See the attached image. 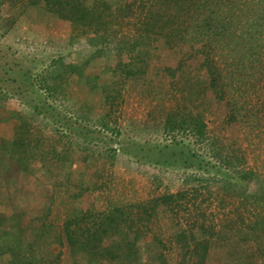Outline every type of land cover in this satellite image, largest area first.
<instances>
[{
	"label": "trees",
	"instance_id": "obj_1",
	"mask_svg": "<svg viewBox=\"0 0 264 264\" xmlns=\"http://www.w3.org/2000/svg\"><path fill=\"white\" fill-rule=\"evenodd\" d=\"M17 2H21L20 10H12ZM29 10L49 14V20H55L59 28L80 34L94 32L105 45L115 42L117 61L113 69L120 78L115 82L117 89L115 84L110 87L113 91H107V85L101 87L105 91L99 99V105L105 106L102 125L115 126L113 131L121 133L109 119L121 103L122 91L127 90L151 101L145 129L151 123L155 131L171 138L170 143L158 147L137 144L133 152L137 160L169 165L179 162L185 168L210 172L209 167L216 168V164L205 162L202 155L178 139L179 134H189L203 140L210 156L221 162L217 170L225 191L235 186L243 189L238 191L242 198L235 209L238 214L221 221L218 228L215 223L200 222L197 216L187 217L189 205L182 191H167L151 199L149 203H154L150 207L146 203L122 205L111 211L86 210L82 215L69 216L55 237L63 251L59 250L50 264H63L65 251L72 258L70 264H84L76 253L103 264H128L127 260L137 255L140 242H146V231L157 222L160 209L180 214L178 226L167 231V240L157 234L153 238L162 249H178L180 261L177 255L178 262L159 252L158 264H170V260L175 264H264V213L239 212L247 209L249 199L256 208L264 209V0H0V28L17 24ZM63 59L60 55L43 78L45 85L41 86L48 95L58 92L67 66L78 69ZM0 68L17 73L26 82L31 78V69L17 63L0 62ZM57 79L61 80L54 82ZM30 86L37 97L27 102L37 113L49 112L58 121L56 107L42 100L34 89L35 82ZM21 92L19 88L18 94ZM206 103L219 121L218 131L206 122L201 108ZM136 122L127 120L134 126ZM66 124L70 130L74 128L71 122ZM0 151L8 159L16 155L23 170H27L30 158L48 153L39 139L31 141L23 132L1 143ZM207 181L203 188L210 194ZM249 186L254 190L249 191ZM49 210L47 206L37 217L40 226L32 223L35 237L31 242L20 234L2 233L1 260L37 264L38 257L27 252L47 234ZM13 253H17L16 258L11 257Z\"/></svg>",
	"mask_w": 264,
	"mask_h": 264
},
{
	"label": "rangeland",
	"instance_id": "obj_2",
	"mask_svg": "<svg viewBox=\"0 0 264 264\" xmlns=\"http://www.w3.org/2000/svg\"><path fill=\"white\" fill-rule=\"evenodd\" d=\"M20 5L21 2H17L12 10H20ZM104 42L94 32L80 34L78 30L59 28L55 20H49V14L32 10L24 12L17 24L8 23L0 28V62H9L12 66L17 63L31 69L32 73L26 82L17 73L0 68V145L23 132L31 141L39 139L48 152L30 158L27 170H23L18 166L16 155L8 159L0 151V240L2 233L11 232L31 242L35 237L32 223L40 226L37 217L49 206L47 234L27 252L38 257L37 264H50V259L59 250L63 251L55 241L56 233L69 216L82 215L86 210L106 212L116 206L145 203L150 207L154 203H149L151 199L167 191H182L189 205L187 217L195 219L197 216L200 222L215 223L218 228L224 219L235 218L238 214L235 209L241 205L238 191L243 189L235 186L236 192L225 191L220 180L222 175L217 170L221 162L210 156L203 140L197 141L189 134L178 135V139L202 155L205 162L216 164V168L209 167L210 172L197 167L185 168L179 162L173 165L150 163L134 157L137 144L150 143L158 147L171 142L169 136L150 127L151 123L145 129L146 113L152 109L148 97L144 99L140 94L123 90L121 103L109 119L111 125L121 128V133L113 131L115 126L102 125L105 106L99 105V99L105 91L101 87L107 85V91H113L110 87L120 78L113 69L117 46L114 41L106 45ZM60 55L65 64H75L78 69L67 66L58 92L48 95L41 86L43 78L54 68V61ZM31 81L35 82L34 89L42 95V100L56 107L58 121L47 111V114L37 113L27 102L36 96ZM95 85L99 90H93ZM115 85L117 89L118 84ZM19 88L23 89L21 94H18ZM201 108L205 110L210 129L218 131L220 124L214 110L208 103ZM128 119L137 120L135 126L127 123ZM67 122L74 128L70 130ZM261 157L264 158V150ZM208 179L210 194L203 188ZM252 188L249 186L248 190ZM252 201L249 199L247 209L243 207L239 212L247 215L249 210H261L264 213L262 206L256 208L257 204ZM179 216L160 209L157 222L151 224V231H146V242H140L137 255L130 257L128 264H158L159 252H165L166 259L175 257L180 261L178 249H162L153 238L157 234L166 239L167 231L178 226ZM84 256L76 253V258L84 264H103ZM11 257L16 258L17 253ZM62 258L63 264H70L72 259L67 251ZM173 263L170 260V264ZM0 264L8 262L0 257Z\"/></svg>",
	"mask_w": 264,
	"mask_h": 264
}]
</instances>
